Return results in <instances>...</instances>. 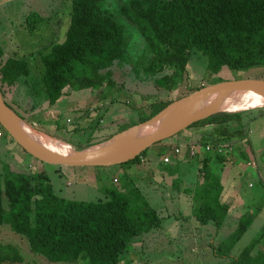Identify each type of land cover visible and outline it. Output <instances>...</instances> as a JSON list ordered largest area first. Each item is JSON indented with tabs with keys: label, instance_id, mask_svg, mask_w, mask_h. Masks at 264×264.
<instances>
[{
	"label": "trees",
	"instance_id": "trees-1",
	"mask_svg": "<svg viewBox=\"0 0 264 264\" xmlns=\"http://www.w3.org/2000/svg\"><path fill=\"white\" fill-rule=\"evenodd\" d=\"M70 2L63 40L36 52L42 65V75L37 80L31 79V70L23 55L17 51L5 55L0 42L3 99L15 110L7 100L8 92H12L13 101L19 105L17 109L21 104L27 106L24 111H15L30 123L25 112L34 110L42 102L53 106L67 98V86L80 91L101 87L110 90L116 85L112 68L126 55L128 28L138 32L146 49L142 72L158 75L159 86L166 93L186 81V67L193 51L205 55L206 70L210 74L218 73L223 66L238 71L264 67V0H120L112 7L113 11L104 6L103 0ZM41 20L39 11L32 10L23 20L24 28L31 32ZM203 85L206 84L189 87L188 92ZM183 95L154 99L138 111L136 118L116 122L115 132L150 118ZM253 113L264 115V106L216 113L187 127L199 132L195 142L189 144L203 148L202 153L195 155L198 168L191 188L192 216L201 224L212 223L219 229L227 223L230 203L221 199V173L216 175L211 163L216 162L222 172L225 157L218 149L228 150L234 144L242 148L239 143L243 142L250 144L248 129L252 118L246 115ZM99 126L98 118L85 127L70 129V139L58 134L52 136L82 149L115 133L92 138ZM0 129L8 135L2 126ZM168 141L169 138L153 144H159L161 152L158 150L148 157L146 152L151 145L121 164H139L146 159L162 162L169 155L170 161L162 163L164 176L175 175L178 171L175 161L180 156L171 157ZM262 152L264 155V149ZM30 161L33 163L28 162L26 169L14 170L2 160L0 153V225L8 224L14 233L25 238L32 253L49 261L119 264L136 237L163 222L164 217L145 200L138 202L132 193L108 187L104 199L85 201L62 197L54 192L43 169L46 162L34 157ZM171 184L176 186L177 180ZM252 218L251 213L241 214L234 231L214 250L227 259L224 264H264V226L259 237L237 255H229ZM11 261H23L19 249L12 243H0V263Z\"/></svg>",
	"mask_w": 264,
	"mask_h": 264
},
{
	"label": "rangeland",
	"instance_id": "rangeland-1",
	"mask_svg": "<svg viewBox=\"0 0 264 264\" xmlns=\"http://www.w3.org/2000/svg\"><path fill=\"white\" fill-rule=\"evenodd\" d=\"M119 2L120 0H103L104 6L111 8L112 11V7ZM70 3V0H0V42L4 47L5 55L13 51H17L20 56L23 55L31 70V79L34 81L42 75V65L36 52L46 45L63 40L69 23ZM32 10L39 11L43 20L30 32L24 28L23 20L26 14ZM116 18L119 20L117 16ZM126 37V55L112 68L113 78L117 81L116 85L110 90L101 87L80 91H73L67 86L66 89L69 91L67 98L53 106H47L46 102H42L34 110L25 112L32 121V126L48 135L57 136L58 134L70 139L71 136L68 132L70 129L75 126L85 127L99 118L100 126L92 133V138H98L115 132L117 130L116 122L122 119L136 118L138 111L154 99L175 98L186 94L189 87L209 84L214 81L264 78V67L238 71L223 66L218 73L210 74L206 70L205 55L193 51L186 67L188 76L186 81L177 89L166 93L159 86L158 75H148L142 72L141 67L146 61V49L138 32L128 28ZM7 95V100L12 102L14 105L12 106L17 112L26 109L27 106L22 104L21 107L16 108L19 105L13 101L12 92H8ZM67 103L68 106H66ZM101 114L103 115L99 117ZM254 115L255 113L246 116H249L250 120L252 118L249 133L250 137L254 139L255 149L253 145L243 142L244 144L239 143L242 148H238L237 144H234L232 148L222 149L221 152L225 157L223 170L226 167L234 169L230 175H235L236 171L240 173L245 186H247L248 179L255 182L254 188L249 191H259V177L261 181L264 180V169L259 177L256 173L253 177L245 171V169H250L246 165L248 160L257 162L259 165L264 163L262 152L264 134L258 137L256 135L259 126L260 131H264V115ZM197 130L195 128L183 129L166 142V144H171L168 151L171 157L180 156L181 158L183 155L185 160L182 163L183 168L178 165V171L174 175L177 180L175 187L178 190L174 189L175 193L172 189L165 187L169 188L162 179L160 171H157L156 162L159 160L152 162V159H149L150 161L146 159L139 164L98 167H58L55 164L44 163L43 169L51 180L54 192L67 199L85 201L104 199L106 197L105 188L108 187L132 193L135 200L138 202L145 200L149 206L158 211L159 215L164 217L160 225L135 238L119 264H224L227 259L224 255L221 256V252L217 251L218 253H216L214 250L218 248L219 244L225 242L228 234L234 231L241 214L246 216L247 213H251L253 218L229 255H237L261 234L264 226V197L259 196L253 205L248 206L247 203L246 208H243L246 204L239 205L240 203H238L233 208L234 210L230 211L227 223L219 229L215 228L212 223H199L192 216L193 200L191 197V188L194 187L191 182L194 181L198 163L195 156H188L190 155L189 146L192 145L189 143L195 142L194 140L199 134ZM177 137L179 141L184 137L189 141H185L184 149L181 150V153L176 154L174 147H182L174 144V139ZM195 149L197 153L203 152V148H200L199 145H196ZM158 150L161 152L160 145L155 144L147 150L146 155L150 157ZM0 153L2 160L14 170L26 169L28 162L32 160V157L4 132L0 136ZM211 165L212 171L217 173L216 175L223 172L216 162ZM160 169L162 171L161 167H159ZM169 193L172 194V199L168 197ZM250 195L257 196L258 194ZM244 197L243 202H248V198ZM239 209H242V212ZM0 243L15 244L23 258L22 262L11 261L0 264H76L67 261H49L42 255L32 253L25 238L14 233L8 224L0 225Z\"/></svg>",
	"mask_w": 264,
	"mask_h": 264
},
{
	"label": "water",
	"instance_id": "water-1",
	"mask_svg": "<svg viewBox=\"0 0 264 264\" xmlns=\"http://www.w3.org/2000/svg\"><path fill=\"white\" fill-rule=\"evenodd\" d=\"M256 101H264V78L221 80L190 91L169 102L150 118L85 148L76 149L63 140L70 148L53 150L40 147L28 138L27 127L40 130L7 105L0 90V126L24 151L42 162L63 166H112L134 159L154 143L170 138L213 114L264 106L237 109Z\"/></svg>",
	"mask_w": 264,
	"mask_h": 264
},
{
	"label": "crops",
	"instance_id": "crops-1",
	"mask_svg": "<svg viewBox=\"0 0 264 264\" xmlns=\"http://www.w3.org/2000/svg\"><path fill=\"white\" fill-rule=\"evenodd\" d=\"M263 126V124L261 125V127ZM251 129V128H250ZM250 129H248V132L250 131ZM258 132H257V137L258 136H262L263 134H264V131H260V126L258 127ZM253 131L251 130V133H252ZM249 135H250V133H249ZM186 136V135H185ZM254 136V135H253ZM180 138V137H179ZM185 139V140H184ZM185 141H189V139L188 138H186V137H184V138H182V139H180V141L178 140V137L176 138V139H174V144L175 145H180V146H182V147H180V150H182V149H184V145L186 144V142ZM253 143H254V139L253 138H251L250 137V144L251 145H253ZM181 144H183V145H181ZM192 145H194V144H192ZM196 146V145H195ZM190 147V146H189ZM253 147H254V145H253ZM190 149V148H189ZM254 149H255V147H254ZM184 157H183V155L181 156V158L179 159L178 158V160H176L175 161V163H176V165L178 166H180V168L182 167L183 168V165H182V163L185 161L184 159H183ZM30 163H32L31 161H29V164ZM150 163H152V162H150ZM174 163V164H175ZM259 165V164H258ZM262 165H264V163L262 164ZM260 166V165H259ZM157 167H158V170L157 171H160V173H162L161 175H162V179L164 180V182L166 183V185H168L169 186V188L167 187V186H165L167 189H172L173 190V193H175V191L177 190V188L175 187V185H172L171 184V182L172 181H174V180H176V177L174 176V175H172V176H170V175H165L164 176V169H163V164L161 163V161H160V163L159 162H157ZM159 167H161L162 168V171H161V169L159 170ZM248 169L250 168V167H247ZM232 170H234V169H228L227 167L224 169V170H222L223 172L220 174V182H221V184H222V188H223V190H222V193H221V199H222V201H227V202H229L230 203V210L232 211V210H234L233 208L236 206V205H238V203H240L239 205H244V204H246L245 205V207H243V208H246L247 207V203H248V206L250 205V204H252L253 205V203L258 199V197L259 196H261V197H264V180H260V177H259V184H260V189H259V191H249V189H252V188H254V183L255 182H253L252 180H247V186H245L244 184H243V182H242V176H240L239 174L240 173H238L237 171H236V174L235 175H230V172L232 171ZM245 171L248 173V174H250V175H252L253 177H254V175H255V172L254 171H252V169L250 168L249 170H247V169H245ZM196 173H197V171H196ZM196 173H195V177H194V181H195V178H196ZM194 181H192L191 183L194 185ZM249 183H253V185L252 186H249ZM232 184V185H231ZM230 185V186H229ZM174 189H176V190H174ZM178 191V190H177ZM250 194H258L257 196H251ZM244 195H245V197H247L248 198V202H243V197H244ZM168 197L170 198V199H172L173 198V196H172V194H168ZM244 197V198H245ZM264 199V198H263ZM263 203H264V201H263ZM240 210V209H239ZM257 210H259V208H257ZM241 212H242V209L240 210ZM240 212V213H241ZM236 215H238V214H236Z\"/></svg>",
	"mask_w": 264,
	"mask_h": 264
},
{
	"label": "bare ground",
	"instance_id": "bare-ground-1",
	"mask_svg": "<svg viewBox=\"0 0 264 264\" xmlns=\"http://www.w3.org/2000/svg\"><path fill=\"white\" fill-rule=\"evenodd\" d=\"M261 105H264V101H260V102L256 101V102H252L249 104H245V105L240 106L237 109H246V108H251L253 106H261ZM26 133H27L28 138L33 143L39 145L40 147L47 148V149H53V150H64V149L68 150L70 148L67 143L60 141L58 139H55L44 132L36 131L32 129L31 127H27Z\"/></svg>",
	"mask_w": 264,
	"mask_h": 264
},
{
	"label": "built area",
	"instance_id": "built-area-1",
	"mask_svg": "<svg viewBox=\"0 0 264 264\" xmlns=\"http://www.w3.org/2000/svg\"><path fill=\"white\" fill-rule=\"evenodd\" d=\"M2 131L0 130V136H2ZM205 149L206 150H208L209 149V145H207V146H205ZM218 151L219 152H222V149H218ZM174 152L177 154V153H179L180 152V149H179V147H174ZM189 154L191 155V156H195L196 154H197V151H196V149H195V145H191L190 146V151H189ZM163 162L164 163H166V162H169L170 161V156L169 155H166V156H164L163 157ZM32 165V164H31ZM246 165L247 166H249V167H251L258 175H260V167H259V165L256 163V162H254V161H250V160H248L247 162H246ZM115 181H116V179H114ZM253 185V183H249V186H252Z\"/></svg>",
	"mask_w": 264,
	"mask_h": 264
},
{
	"label": "clouds",
	"instance_id": "clouds-1",
	"mask_svg": "<svg viewBox=\"0 0 264 264\" xmlns=\"http://www.w3.org/2000/svg\"><path fill=\"white\" fill-rule=\"evenodd\" d=\"M2 131V130H1ZM2 133H3V131H2ZM3 135V134H2ZM194 145H197V144H194ZM191 146V145H190ZM176 147V146H175ZM190 148V147H189ZM201 148V147H200ZM180 149V148H179ZM162 163H164L163 161H162ZM257 163V162H256ZM258 164V163H257ZM260 167V173H261V171L264 169V165H260L259 166ZM263 167V168H262ZM251 168V167H250ZM252 169V168H251ZM252 171H254L253 169H252ZM255 172V171H254ZM256 173V172H255ZM257 174V173H256ZM258 175V174H257ZM259 176V175H258Z\"/></svg>",
	"mask_w": 264,
	"mask_h": 264
}]
</instances>
